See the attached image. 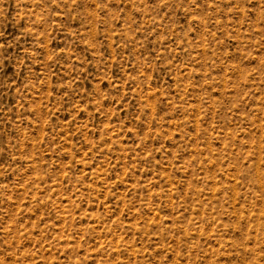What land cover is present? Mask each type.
I'll return each mask as SVG.
<instances>
[{"label":"rangeland","instance_id":"1","mask_svg":"<svg viewBox=\"0 0 264 264\" xmlns=\"http://www.w3.org/2000/svg\"><path fill=\"white\" fill-rule=\"evenodd\" d=\"M0 264H264V0H0Z\"/></svg>","mask_w":264,"mask_h":264}]
</instances>
